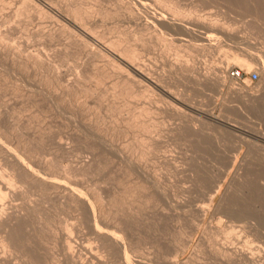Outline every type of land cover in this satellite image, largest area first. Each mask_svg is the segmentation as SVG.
I'll return each instance as SVG.
<instances>
[{
    "label": "rangeland",
    "instance_id": "rangeland-1",
    "mask_svg": "<svg viewBox=\"0 0 264 264\" xmlns=\"http://www.w3.org/2000/svg\"><path fill=\"white\" fill-rule=\"evenodd\" d=\"M1 1L0 48L5 54L0 52V164L10 171L3 165L9 157L29 171L32 165L30 173L36 182L18 185L23 188L25 184L29 198L40 207L32 225L23 229L29 235L22 231L21 238L26 237L18 251L13 250L11 264H39L26 243L33 225L42 238L43 253L62 249L57 236L62 233L59 228L67 225L80 230H74V238L93 248L105 264H174L175 260H188L186 264L246 263L224 255L226 248L251 249L259 264H264V0H166L180 10L176 18L172 6L164 7L166 4L155 0H138L137 4L128 0H53L63 8L81 1L82 8L96 17L95 29L103 31L107 25L110 38H123L122 47L137 50V62L157 82L139 77L131 80L112 57L95 56L94 46L76 45L73 29L45 8L41 11L37 2ZM129 7L135 8L137 17ZM166 16L184 21L175 20L177 25L171 26L161 22ZM206 21L219 23L218 27L232 35L209 30L203 26ZM8 25H14L16 32L7 36L3 31ZM48 30H54V37ZM10 49H16V55ZM94 56L98 58L93 60ZM249 58L256 59L251 69L242 66ZM181 64L195 69L184 71V75L177 67ZM94 66L105 73L94 72ZM236 68L243 73L240 79L232 75ZM252 71L259 72L257 81H251ZM77 78L84 81L85 96L76 91L77 95L71 91L60 100L48 95L61 93ZM96 90L104 92L98 95ZM242 92L261 100L251 102L249 95L242 98ZM91 95H96L97 103ZM74 96L93 100L87 102L86 115L80 116L72 105ZM84 159L92 160L91 169L73 172V166ZM46 161L56 171L52 175L42 168ZM95 192L94 196H103L95 200L99 215L92 214L88 206L81 210L71 199L77 198L78 204V198ZM15 199V203L22 202ZM43 261L40 259V264Z\"/></svg>",
    "mask_w": 264,
    "mask_h": 264
},
{
    "label": "bare ground",
    "instance_id": "bare-ground-1",
    "mask_svg": "<svg viewBox=\"0 0 264 264\" xmlns=\"http://www.w3.org/2000/svg\"><path fill=\"white\" fill-rule=\"evenodd\" d=\"M8 1V0H7ZM12 1H14V0H12ZM25 3H28V1L26 0H23ZM34 2H35V4H36V2L38 3L37 5L39 6V5H41L40 7V10L42 11L44 8L46 9V11H48V12H50V14L52 13L53 15H55L58 19H60L63 23H64V26H69V27H71L72 29H73V33L75 34H73V36H74V40H75V43H76V45H79V46H85V47H87V46H94L93 48H94V50H92V52H94V55L96 54V55H100L99 57H101V56H110V57H112L113 58V60H114V62H115V60L116 61H118V68L120 69H123L124 71H125V73H128V75H127V77H131L130 79L131 80H136V77H139L140 78V80H141V78H145V79H147V80H149L150 82H157L156 81V79H155V77L151 74V73H149L148 71H146L145 69V71L143 70V68H142V66H140V64H139V61L137 62V60H136V52H137V50H136V52H135V50H133L132 48H131V50H129L128 48H124V46L122 47V45H121V40L123 39H121V40H119V39H116V38H114V37H112V38H110L111 36H109V35H107V25H106V29H104L103 31H101V30H96L95 29V27L94 26H97L96 25V22L97 21H95V18H93V16H94V14L91 12V11H87V10H84L82 7H83V3H80V2H78L76 5H72V7H71V5L69 6L68 4H67V6H66V8H63V6H60V7H57V5L55 6L54 4H55V2L53 3V0H33ZM66 1V0H65ZM102 1V0H101ZM130 1V3L131 2H133L132 4H137L139 1L138 0H128V2ZM138 1V2H137ZM146 1H148V0H146ZM156 2H158V4L159 3H162L163 5L164 4H166V6H164V7H169L168 5H170V6H172V8H174L173 6H175V5H171V4H169L166 0H155ZM166 1V2H165ZM0 2H2L1 0H0ZM4 2H5V0H4ZM3 2V3H4ZM15 2V1H14ZM23 2V3H24ZM75 2H77V1H75ZM74 2V3H75ZM121 2V1H120ZM151 2V1H150ZM174 2V1H173ZM2 3V4H3ZM9 3H11V2H9ZM9 3H6L7 5H9ZM13 3V2H12ZM21 3V2H20ZM22 3V4H23ZM24 3V4H25ZM29 3H31L30 5H33L32 4V2L29 0ZM57 3H58V1H57ZM102 3V2H101ZM141 3V2H140ZM154 3V2H153ZM1 4V3H0ZM23 4V5H24ZM66 4V3H65ZM174 4V3H173ZM178 4V3H177ZM4 5V4H3ZM7 5H4V6H7ZM28 5V4H27ZM30 5H28V6H30ZM59 5V4H58ZM143 5V4H142ZM149 5V4H148ZM155 5V4H154ZM1 6V5H0ZM4 6H2L3 7V9H5V8H7V7H5L4 8ZM35 6V5H34ZM94 6V5H93ZM144 6V5H143ZM157 6V5H156ZM159 6V5H158ZM157 6V7H158ZM178 7H180L179 5H177ZM237 6V5H236ZM23 7H26V4L23 6ZM22 7V8H23ZM31 7H33V6H31ZM30 7V8H31ZM36 7V9H37V6H35ZM65 7V6H64ZM74 7V8H73ZM133 7H134V5H133ZM154 7V6H153ZM156 7V8H157ZM1 8V7H0ZM21 8V9H22ZM29 8V7H28ZM28 8H27V11H28ZM128 8V7H127ZM130 8V7H129ZM162 8V7H161ZM171 8V10H173V13H174V16H175V18H176V15H178L179 13H181L180 12V10L179 9H176V8H174V9H172ZM234 8V7H233ZM13 9V8H12ZM12 9H10V11L12 10ZM34 9V8H33ZM32 9V10H33ZM45 9H44V11H45ZM89 9V8H88ZM96 9V8H95ZM94 9V11H98L97 9L95 10ZM135 9V8H134ZM132 7L129 9L130 10V12L133 14V16L135 15V12L133 11L134 10ZM19 10H20V8H19ZM24 10H25V8H24ZM90 10V9H89ZM138 10V9H137ZM159 10H160V7H159ZM162 10V9H161ZM29 11H31V9L29 10ZM37 11V10H36ZM36 11H35V13H36ZM71 11V12H70ZM163 11V10H162ZM170 11V10H169ZM2 12V11H1ZM5 12V11H4ZM24 11L22 10V13H23ZM32 12V11H31ZM138 12V11H137ZM136 12V13H137ZM165 12V11H164ZM167 12V11H166ZM226 12V11H225ZM25 13H27V12H25ZM29 14H30V12H28ZM27 13V14H28ZM33 13V12H32ZM31 13V14H32ZM38 13V12H37ZM39 13H40V11H39ZM43 13V12H42ZM41 13V14H42ZM171 13V12H170ZM173 13H171V14H173ZM184 13V12H183ZM18 14V13H17ZM44 14H46V12H44ZM43 14V15H44ZM50 14H48V16L50 15ZM51 14V15H52ZM139 14V13H138ZM7 15H8V13H7ZM7 15H6V17H7ZM39 15V14H38ZM37 15V16H38ZM159 15V14H158ZM179 15H181V14H179ZM187 15V14H186ZM243 15V14H242ZM55 16H53V17H55ZM132 16V17H133ZM136 16V15H135ZM134 16V17H135ZM139 16V15H138ZM162 16H163V14H162ZM165 16V15H164ZM0 17H2V16H0ZM11 17V16H10ZM39 17V16H38ZM133 17V18H134ZM137 17V16H136ZM177 17H180V16H177ZM188 17V16H187ZM40 18H42V17H40ZM101 18V17H100ZM99 18V19H100ZM161 18V17H160ZM198 18H200V17H198ZM196 19V20H199V19ZM17 19V18H16ZM46 19V18H45ZM53 19V18H52ZM202 19V18H201ZM206 19V18H205ZM6 20V19H5ZM12 20V19H11ZM40 20V19H39ZM101 20V19H100ZM104 20V19H103ZM105 20H107V19H105ZM133 20V19H132ZM159 20H161V19H159ZM180 21L181 23H182V21H184V20H177V19H174V17H173V19L172 18H170L169 16L167 17H165V19L164 18H162V21L161 22H164V23H166V24H168V25H171V26H176L175 25V23H176V21ZM254 20H256V19H254ZM59 21V20H58ZM188 21V20H187ZM186 21V22H187ZM190 22H191V20H189ZM193 22L195 21V20H192ZM258 21V20H257ZM186 22H184L183 24H185ZM190 22H187V23H190ZM202 22H205V20L204 21H201V23ZM207 22V21H206ZM214 22V21H213ZM29 23V22H28ZM60 23V22H59ZM104 23V25H105V22H103ZM103 23H102V25H103ZM196 23H198V21L196 22ZM195 23V24H196ZM215 23V22H214ZM214 23H211V22H207V23H203V26H205L206 28H208L209 30L211 29L212 31L213 30H216V31H221L222 30V32L223 33H225V34H227V35H232V33H230L229 31H226V30H228V29H226L225 27V29L223 28H221V27H218L217 25L219 24L218 22V24L216 25V24H214ZM255 23V22H254ZM257 23V22H256ZM9 24V23H8ZM41 24H43V21H41ZM49 24V23H48ZM47 24V25H48ZM107 24V23H106ZM161 24V23H160ZM178 24H180V23H178ZM190 24H192L193 25V23L191 22ZM194 24V25H195ZM199 24H200V20H199ZM54 25V24H53ZM59 25V24H58ZM63 25V24H62ZM162 25V24H161ZM264 25V24H263ZM50 26V25H49ZM179 26V25H178ZM177 26V27H178ZM188 26V25H187ZM197 26H198V24H197ZM14 27V25H12V27H9V25H8V28L6 27H4L5 29H4V31L3 32H5V33H7V36H8V34L10 33L11 34V32L13 33V31L16 29V27L15 28H13ZM48 27V26H47ZM52 27V26H51ZM55 27V26H54ZM58 27V26H57ZM165 27V26H164ZM183 27V26H182ZM193 27H195V26H192L191 27V29L193 28ZM204 27V28H205ZM259 27V26H258ZM59 28V27H58ZM190 28V27H189ZM260 28V27H259ZM262 28V27H261ZM46 29H49V28H46ZM50 29H52V28H50ZM56 29V28H55ZM54 29V30H55ZM180 29V28H179ZM190 29V30H191ZM194 29H196V27L194 28ZM203 29V28H202ZM44 30V29H43ZM53 30V31H54ZM57 30H59V29H57ZM57 30H55V32H57ZM61 30V29H60ZM69 30V29H68ZM201 30V29H200ZM53 31H49L48 30V33L47 34H52V37H54L53 36ZM71 31V30H70ZM180 31V30H179ZM186 31V30H185ZM194 31V30H193ZM199 31V30H198ZM202 31H204V30H202ZM202 31H200V32H202ZM231 31V30H230ZM16 31H14V33H15ZM45 31H43V33H44ZM52 32V33H51ZM54 32V33H55ZM232 32V31H231ZM46 33V32H45ZM215 33V32H214ZM3 34V33H2ZM37 34V33H36ZM60 34V33H59ZM59 34H57V35H59ZM45 35V34H44ZM63 35V34H62ZM61 35V36H62ZM224 35V34H223ZM43 36V35H42ZM46 36V35H45ZM2 37V36H1ZM46 38H48V36L46 37ZM50 38V37H49ZM48 38V39H49ZM124 42V41H123ZM2 44V43H1ZM71 44V43H70ZM123 44V43H122ZM6 45V44H5ZM9 46V45H8ZM22 46V45H21ZM128 46V45H127ZM127 46H125V47H127ZM5 47V46H4ZM2 48V47H1ZM0 48V49H1ZM8 48V47H7ZM6 48V49H7ZM130 48V47H129ZM136 48V47H135ZM3 49V48H2ZM0 50V52L1 53H4L5 54V50ZM13 49V48H12ZM19 49V48H18ZM71 49V48H70ZM78 49V48H77ZM81 49V48H80ZM88 49V48H87ZM11 50V49H10ZM8 51V52H11V51H13V53H14V50H16V49H14V50H11V51ZM85 51H86V49H84ZM89 50H90V47H89ZM139 50V49H138ZM20 51V50H19ZM24 51V50H23ZM17 51H15V53H16ZM22 52V51H21ZM21 52H19V53H21ZM89 52H91V51H89ZM0 53V54H1ZM12 53V52H11ZM12 53V54H13ZM13 54V56L14 55H16V54ZM18 53V55L19 56H21L20 54ZM86 53H87V51H86ZM3 54V55H4ZM10 54V53H9ZM11 54V55H12ZM90 54V53H89ZM92 55V54H91ZM90 55V56H91ZM95 55V56H96ZM138 55H140L139 54V52H138ZM234 55V54H233ZM6 56H8V55H6ZM10 56V55H9ZM8 56V57H9ZM19 56H18V58H19ZM94 56V58H93V60L95 59V58H98V57H95ZM249 56V55H248ZM36 57V56H35ZM140 57V56H139ZM239 56H237V58H238ZM11 58V60H12V58H14V57H10ZM16 58V57H15ZM21 58H22V56H21ZM20 58V59H21ZM106 58V57H105ZM236 57H235V59H237ZM257 58V57H256ZM23 59V58H22ZM21 59V60H22ZM100 59V58H99ZM239 59V58H238ZM246 59V58H245ZM244 59V60H245ZM16 60H17V58H16ZM24 60V59H23ZM37 60V59H36ZM103 60V59H102ZM256 59L255 58H249V60H246V62L244 61V65H242V66H244V67H246L247 66V69H251L252 68V66H253V63H254V61H255ZM258 60V59H257ZM260 60V59H259ZM43 61V60H42ZM83 61V60H82ZM188 61V60H187ZM239 61V60H238ZM13 62V61H12ZM18 62V61H17ZM47 62V61H46ZM95 62V61H94ZM97 62V61H96ZM177 62V61H176ZM31 63V62H30ZM43 63V62H42ZM103 63V62H102ZM115 63H117V62H115ZM9 64V63H8ZM20 64H21V62H20ZM27 64V63H26ZM106 64H107V62H106ZM246 64V65H245ZM42 65V64H41ZM100 65V64H99ZM99 65H97V66H99ZM181 65H183V66H181ZM180 66L179 65H177V67L183 72V74H184V71H191V70H194L195 68H191V67H188V66H184V64H181ZM185 65H187V64H185ZM189 65V64H188ZM46 66V65H45ZM47 66H49V65H47ZM96 66V67H97ZM105 65L103 64L102 65V68H106V66L104 67ZM145 66V65H144ZM192 66V65H191ZM24 67V66H23ZM50 67V66H49ZM95 67V66H94ZM95 67V68H96ZM86 68V67H85ZM99 68V67H98ZM176 68V67H175ZM177 68V69H178ZM230 68V66L228 67V68H226V72L228 71V70H230L229 69ZM47 69V68H46ZM88 69H90V68H88ZM100 69H101V67H100ZM107 69V68H106ZM105 69V70H106ZM120 69V70H121ZM95 70L96 71H99V72H102V73H105V72H103V70L102 71H100V70H97V68L96 69H94V72H95ZM173 70H175V69H173ZM40 71V70H39ZM178 71V73H180L179 72V70H177ZM196 71V70H195ZM208 71V70H207ZM211 71V70H210ZM53 72V71H52ZM120 72H122V71H120ZM198 72V71H197ZM197 72H196V74H197ZM211 72H213V71H211ZM225 72V71H224ZM38 73V72H37ZM96 73H98V72H96ZM192 73H194V72H192ZM200 73V72H199ZM209 73V72H208ZM219 73V72H218ZM223 73V72H222ZM43 74V73H42ZM63 74V73H62ZM173 74V73H172ZM171 74V75H172ZM195 74V73H194ZM193 74V75H194ZM195 74V75H196ZM210 74H212V73H210ZM221 74V73H220ZM36 75V74H35ZM96 75H98V74H96ZM104 75V74H103ZM103 75H100L101 77L103 76ZM106 75V74H105ZM180 75V74H179ZM182 75V74H181ZM185 75V74H184ZM187 75H189V74H187ZM192 75V74H191ZM204 74H202V76H203ZM226 75H227V73H226ZM27 76V75H26ZM120 76V75H119ZM126 76V75H125ZM198 76H200L199 74H198ZM205 76H209V75H207L206 73H205ZM60 77H62V76H60ZM77 77V76H76ZM80 77V76H79ZM134 77V78H133ZM185 77V76H184ZM189 77V76H188ZM201 77V76H200ZM123 78V77H122ZM139 78H137V79H139ZM190 78V77H189ZM196 78V77H195ZM203 78V77H202ZM201 78V79H202ZM224 78V77H223ZM124 79H126V78H124ZM124 79L123 80H121L122 82H124ZM130 79H128L129 81H130ZM191 79V78H190ZM193 79H194V77H193ZM205 79V78H204ZM211 79V78H210ZM214 79V78H213ZM46 80V79H45ZM72 80V79H71ZM82 80V79H81ZM81 80H80V78L78 79H76V81L74 82V83H70V84H68L67 85V87H65V89L61 92V93H55V95L54 94H52V92H50V94H48L49 96H51L52 98H54V99H64V97L67 95V94H69V93H71V91L74 93V95L77 93L78 95L79 94H81V93H83V88H84V86L82 85V82H81ZM196 80V79H195ZM199 80V79H198ZM198 80H196L197 82H198ZM209 80V79H208ZM53 81V80H52ZM83 81V80H82ZM117 81V80H116ZM195 81V82H196ZM210 81V80H209ZM208 81V82H209ZM36 82V81H35ZM38 82V81H37ZM36 82V83H37ZM66 82V81H65ZM84 82V81H83ZM99 82V81H98ZM126 82H128L127 81V79H126ZM125 82V83H126ZM131 82V81H130ZM200 82V81H199ZM205 82V81H204ZM119 83V82H118ZM129 83V82H128ZM134 83H136V82H134ZM236 83V82H235ZM120 84V83H119ZM200 84V83H199ZM202 84H204L203 83V81H202ZM49 85V84H48ZM93 85V84H92ZM92 85H91V88H92ZM90 86V85H89ZM94 86V85H93ZM138 86V85H137ZM97 87V86H96ZM234 87V86H233ZM15 88V87H14ZM49 88V87H48ZM88 89H89V87H87ZM87 88H85L86 90H88ZM90 88V92H91V89ZM95 88V87H94ZM105 88H106V86H105ZM104 88V89H105ZM124 88V87H123ZM236 88V87H235ZM99 89H101V88H99ZM103 89V90H104ZM133 89V88H132ZM135 89V88H134ZM237 89H239V88H237ZM240 89H242V88H240ZM98 90V89H97ZM97 90H96V92H97ZM102 90V91H103ZM234 90V89H233ZM44 91V90H43ZM54 91V90H53ZM75 91H76V93H75ZM102 91H100L101 93H102ZM105 91V90H104ZM103 91V92H104ZM106 91H107V88H106ZM169 91V90H168ZM240 91V90H239ZM242 91V90H241ZM31 92V91H30ZM36 92V91H35ZM88 92H89V90H88ZM108 92V91H107ZM106 92V93H107ZM133 92V91H132ZM142 92V91H141ZM235 92H237V91H235ZM72 93V94H73ZM95 94V92L94 91H92L91 92V94ZM98 93V95L99 94H101V93H99V91L97 92ZM96 93V94H97ZM243 93V92H242ZM246 93V92H245ZM249 93V92H248ZM71 94V95H72ZM76 94V95H77ZM84 94V93H83ZM103 94V93H102ZM105 94V93H104ZM134 94H135V91H134ZM131 95H133V94H131ZM136 95H137V93H136ZM135 95V96H136ZM241 95V94H240ZM243 95H245L244 97H243ZM246 95H249V98L248 99H250V101L252 102V101H255L256 99H259V98H256L255 96H253V95H251L250 96V94H242L241 96H242V98H246L247 99V97L248 96H246ZM82 96V95H81ZM80 96V98H82L83 96H85V94L81 97ZM91 96H93V100H94V96H96V95H91ZM102 96V95H101ZM104 96V95H103ZM134 96V95H133ZM175 96V95H174ZM1 97V96H0ZM76 96H74V98H75ZM87 97V96H86ZM90 97V96H89ZM89 97H87V98H89ZM15 98V97H14ZM67 98V97H66ZM71 98H73V97H71ZM73 98V99H74ZM79 97L77 98L76 97V99L75 100H73L72 101V99H71V101L72 102H74L73 104L72 103H70V105L72 104V105H74L76 108V111L80 114V116H82L83 114H85L86 113V106H87V102L89 101L87 98H86V100H82V99H80ZM91 98V97H90ZM96 98V97H95ZM98 99L97 100H99V96L97 97ZM101 98V97H100ZM105 98V97H104ZM178 98V97H177ZM91 99V101H89V103L91 102V104H92V102H93V100ZM44 100V99H43ZM46 100V99H45ZM66 100H68V99H66ZM261 100V99H260ZM260 100H256L257 102L259 101L260 102ZM263 100H264V98H263ZM70 101V100H69ZM105 101V100H104ZM246 101V100H245ZM34 102V101H33ZM39 102V101H38ZM57 102V101H56ZM94 102H96V99L94 100ZM88 103V104H89ZM97 103V102H96ZM44 104V103H43ZM53 104V103H52ZM64 104V103H63ZM103 104H105V103H103ZM142 106V105H141ZM149 106V105H148ZM102 107V106H101ZM38 108V107H37ZM55 108V107H54ZM70 108V107H69ZM104 108V107H103ZM109 108V107H108ZM116 108V107H115ZM146 108V107H145ZM144 108V109H145ZM102 109V108H101ZM105 109V108H104ZM149 109V108H148ZM147 109V110H148ZM58 110H59V108H58ZM143 110V109H142ZM65 111V110H64ZM139 112V111H138ZM143 112H144V110H143ZM119 113V112H118ZM6 114V113H5ZM13 114V113H12ZM140 114V113H139ZM86 115V114H85ZM29 116V115H28ZM60 116V115H59ZM63 116V115H62ZM135 116V115H134ZM137 116V118L139 117V116H141V115H136ZM91 117V116H90ZM93 117V116H92ZM218 117V116H217ZM54 118V117H53ZM57 118V117H56ZM135 118V117H134ZM216 118V117H215ZM219 118V117H218ZM3 119V118H2ZM67 119V118H66ZM0 120H1V118H0ZM82 120V119H81ZM132 120V119H131ZM206 120V119H205ZM214 120H217L218 121V119H214ZM91 121V120H90ZM137 121V120H136ZM139 121V120H138ZM53 122V121H52ZM134 122V121H133ZM150 122V121H149ZM4 123V122H3ZM55 123V122H54ZM137 123V122H136ZM197 123V122H196ZM31 124V123H30ZM39 124V123H38ZM57 124V123H56ZM58 124H59V122H58ZM217 124V123H216ZM94 125V124H93ZM128 125V124H127ZM141 125V124H140ZM6 126V125H5ZM41 126V125H40ZM61 126V125H60ZM142 126H143V124H142ZM145 126L147 127V124H145ZM9 127V126H8ZM12 127H14V126H12ZM11 127V128H12ZM51 127V126H50ZM2 128V127H1ZM6 129V128H5ZM27 129V128H26ZM130 129V128H129ZM3 130V129H2ZM8 130V129H7ZM90 130V129H89ZM134 130V129H133ZM14 131V130H13ZM36 131V130H35ZM42 131V130H41ZM44 131V130H43ZM46 131V130H45ZM73 131V130H72ZM5 132V131H4ZM3 132V133H4ZM28 132V131H27ZM32 133V132H31ZM49 133V132H48ZM55 133V132H54ZM57 133V132H56ZM10 134V133H9ZM75 134V133H74ZM89 134H90V132H89ZM94 134V133H93ZM141 134V133H140ZM25 135H26V133H25ZM45 135V134H44ZM61 135V134H60ZM100 135V134H99ZM131 135V134H130ZM3 136V135H2ZM7 136V135H6ZM11 136V135H10ZM19 136V135H18ZM37 136V135H36ZM57 136V135H56ZM136 136V135H135ZM14 137V136H13ZM16 137V136H15ZM20 137V136H19ZM77 137V136H76ZM102 137V136H101ZM152 137V136H151ZM153 138V137H152ZM5 139V138H4ZM13 139V138H12ZM16 139V138H15ZM14 139V140H15ZM18 139V138H17ZM79 139V138H78ZM104 139V138H103ZM33 140V139H32ZM37 140V139H36ZM99 140V139H98ZM8 141V140H7ZM23 141V140H22ZM38 141V140H37ZM41 141V140H40ZM53 141V140H52ZM56 141V140H55ZM9 142V141H8ZM17 142H19L18 140H17ZM47 142V141H46ZM51 142V141H50ZM59 142V141H58ZM81 142V141H80ZM89 142V141H88ZM92 142V141H91ZM11 143V142H10ZM43 143H45V142H43ZM61 143V142H60ZM85 143V142H84ZM83 143V144H84ZM8 144V143H7ZM21 144V143H20ZM35 144V143H34ZM106 144V143H105ZM44 145V144H43ZM96 145V144H95ZM99 145V144H98ZM1 146V145H0ZM11 146V145H10ZM21 146V145H20ZM27 146V145H26ZM60 147H62L63 149L64 148H67L65 145H59ZM146 146V145H145ZM28 147V146H27ZM51 147V146H50ZM5 148H6V146H5ZM5 148H3V150L5 149ZM41 148V147H40ZM61 148V149H62ZM148 148V147H147ZM158 148V147H157ZM8 149V148H7ZM20 149V148H19ZM29 149V148H28ZM89 149H92V148H89ZM98 149H99V146H98ZM106 149H107V147H106ZM109 149V148H108ZM136 149V148H135ZM23 150V149H22ZM26 150V149H25ZM25 150H23V151H25ZM68 150V149H67ZM156 150V149H155ZM0 151H1V149H0ZM7 151H9V150H7ZM29 151V150H28ZM43 151V150H42ZM152 151H153V149H152ZM3 152V151H2ZM20 152V151H19ZM51 152V151H50ZM95 152V151H94ZM103 152V151H102ZM107 152V151H106ZM26 153V152H25ZM105 153V152H104ZM146 153V152H145ZM7 154V153H6ZM3 155V154H2ZM10 155V154H9ZM12 155V154H11ZM18 155V154H17ZM24 155V154H23ZM146 155V154H145ZM25 157V156H24ZM29 157V156H28ZM34 157V156H33ZM2 158V157H1ZM3 158H4V156H3ZM2 158V159H3ZM8 158V159H7ZM26 158V157H25ZM38 158V157H37ZM35 159V158H34ZM41 159H42V157H41ZM90 159V158H89ZM89 159H84V161L81 163V165H78V166H73V172H77V171H79V172H85V171H87V170H89V169H91L90 168V166H91V161L89 160ZM4 160V159H3ZM9 160H11V159H9V157H5V163H3V165L5 164L7 167H10V171H8L9 170V168H8V170H6V169H4V168H2L1 167V164H0V233H2L3 234V238H2V243H1V245H0V264H11L12 263V260H13V250H15V249H17V251H18V247H20V245H21V241H23V238H25L24 236H23V238H21V233H22V231H23V229H26V227H28V225H29V223L31 224V220L33 221V218H36L35 217V214H36V210H38L39 208H38V203L37 202H35L34 200H31L30 198H29V193H28V191H27V189L26 188H24V185H23V188L21 187V185L19 186L18 185V183H26V184H28V183H34V182H36V179L35 178H33V175L31 174L32 172H31V167H32V165L30 164V171L28 170L29 168H27L26 169V167L25 168H22V167H19L18 166V164H16V162L15 161H9ZM14 160V159H13ZM33 160V159H32ZM40 160V159H39ZM43 160V159H42ZM1 161V160H0ZM30 161V160H29ZM50 161V160H49ZM52 161H54V160H52ZM13 162V163H12ZM15 162V163H14ZM51 162V161H50ZM48 163L47 161L42 165V168L45 170V174L47 173V174H50V175H52V173L54 172H56V171H53V168H52V165H50L51 163ZM95 162V161H94ZM20 164V163H19ZM29 164V163H28ZM57 164V163H56ZM59 164V163H58ZM2 165V166H3ZM21 165H22V163H21ZM27 165V164H26ZM25 166V165H24ZM29 167V166H28ZM37 167V166H36ZM72 167V166H71ZM39 169V168H38ZM42 169V170H43ZM55 169V168H54ZM68 169V168H67ZM43 170V171H44ZM71 170V169H70ZM68 171V170H67ZM31 172V173H30ZM72 172V173H73ZM36 173V172H35ZM60 173V172H59ZM62 173V172H61ZM78 173V172H77ZM65 174V173H64ZM34 175H37V174H34ZM77 175V174H76ZM69 177V176H68ZM43 178V177H42ZM72 179V178H71ZM67 181H69V179L67 180ZM78 182V181H77ZM76 182V183H77ZM46 184L48 183V182H45ZM54 182H50V187H54V184H53ZM71 183V181H69V184ZM71 184H73V183H71ZM81 184V183H80ZM32 185V184H31ZM34 185V184H33ZM42 185V184H41ZM48 185H49V183H48ZM77 185V184H76ZM82 185V184H81ZM29 186H30V184H29ZM26 187H27V185H26ZM44 188V187H43ZM29 189V188H28ZM35 189V188H34ZM40 189H41V187H40ZM44 191V190H43ZM32 193V192H31ZM49 193V192H48ZM47 193V194H48ZM78 193V192H77ZM90 193V192H89ZM40 194V193H39ZM96 194V192L94 193V194H88V195H83L84 197H80V198H78V204H77V198L75 199L74 197H71V199H72V201H75L76 200V206H78L81 210H83L84 208H86L87 206L91 209V211H92V214L93 213H95V214H97L98 213V215H99V213H100V208L95 204V200H97L98 201V198L96 197V196H100L98 193V195H96V196H94ZM126 194V193H125ZM78 195V194H77ZM50 196H51V194H50ZM102 196V195H101ZM100 196V197H101ZM69 197V198H70ZM76 197V196H75ZM103 197V196H102ZM129 197V196H128ZM20 199L21 198V200H22V202L20 203V204H18L17 202L15 203L14 202V199ZM120 198H121V196H120ZM15 199V200H16ZM41 199V198H40ZM45 199V198H44ZM43 199V200H44ZM68 200V199H67ZM121 200V199H120ZM119 200V201H120ZM122 202H123V200H121ZM120 201V202H121ZM102 202V201H101ZM113 202H114V200H113ZM75 203V202H74ZM114 204H116V203H114ZM125 204V203H124ZM44 205V204H43ZM72 206V205H71ZM77 207V208H78ZM76 209V208H75ZM77 211H78V209H76ZM87 210V209H86ZM84 211V210H83ZM103 211V210H102ZM82 212V211H81ZM86 212H84V214H85ZM42 215V214H41ZM83 215V214H82ZM45 216V215H44ZM84 217H85V215H83ZM96 216V215H95ZM41 217V216H40ZM39 217V218H40ZM54 217V216H53ZM81 217V216H80ZM46 218V217H45ZM42 219V218H41ZM40 219V220H41ZM46 219H48V218H46ZM98 219H99V216H98ZM39 220V219H38ZM49 220V219H48ZM81 220V219H80ZM83 220V219H82ZM42 221V220H41ZM36 222V221H35ZM46 222V221H45ZM54 222H52V224H53ZM82 223V222H81ZM84 223V222H83ZM35 224V223H34ZM42 224H43V221H42ZM47 224H49V223H47ZM55 224V223H54ZM79 224V223H78ZM32 225V224H31ZM83 225V224H82ZM47 226H49V225H47ZM62 226V225H61ZM40 227H42V225L40 226ZM55 227V226H54ZM58 227V226H57ZM30 228H32V226L30 227ZM38 228H39V226H38ZM43 228V227H42ZM45 228V227H44ZM52 228V227H51ZM60 229H62V233L60 234V235H58L57 236V242H59V243H61V250H62V252H60V251H55L54 249L53 250H49L48 252L46 251V252H44L43 253V251H41V250H43V249H45L41 244H43V243H41V239L42 238H40V235H39V231H37L38 229H37V226L36 225H33V230H29L30 232V236H28V242H26L25 240H27V239H24V241L28 244V246H30V249L32 250V252H33V255H32V253L30 254V255H32L34 258H35V260L40 264V259H41V262H42V260H44L43 261V263L44 264H59L60 262L62 263V264H105V261L103 260V258L97 253V252H95V251H93V248H90V247H88L87 245H82V242L81 243H79L78 241H77V237L76 238H74V230H77V232L79 233V229L77 228V229H75V227L72 229V228H70V227H68L67 225L64 227V229H63V227L62 228H59V230ZM42 230V229H41ZM50 230V229H49ZM53 230H55V229H53ZM52 229H51V231H53ZM58 230V231H59ZM28 231V230H27ZM56 231V230H55ZM57 231V232H58ZM48 232H50V231H48ZM60 232H61V230H60ZM23 233H25L24 231H23ZM28 233V232H27ZM43 233H44V230H43ZM46 233V232H45ZM52 233H54L53 235H56L55 234V232H52ZM1 234V235H2ZM26 234V233H25ZM42 234V233H41ZM47 234V233H46ZM51 234V233H50ZM81 234V233H80ZM102 234V233H101ZM122 234V233H121ZM23 235V234H22ZM26 235H29V234H26ZM103 235V234H102ZM48 236V235H47ZM50 236V235H49ZM77 236H79V235H77ZM81 236V235H80ZM44 237V236H43ZM103 237H104V235H103ZM45 238V237H44ZM56 237L54 236V239H55ZM79 238V237H78ZM107 238H109V236H107ZM114 238V237H113ZM75 239H76V241H75ZM105 239V238H104ZM100 240H101V238H100ZM108 240V239H107ZM53 241V240H52ZM73 241L74 242H78V245L76 244H73ZM111 241V240H110ZM48 242V241H47ZM51 242V241H50ZM55 243H56V239H55V241H54ZM104 242V241H103ZM26 243H24V245L26 244ZM59 243H56V245L57 244H59ZM23 244V243H22ZM105 244V243H104ZM109 244V243H108ZM112 244V243H111ZM22 247V246H21ZM24 247V246H23ZM43 247V248H42ZM49 247V246H48ZM56 247V246H55ZM225 247V246H224ZM223 247V248H224ZM231 247V246H230ZM25 248H27V245L25 246ZM42 248V249H41ZM47 248V247H46ZM226 248V247H225ZM20 249V248H19ZM29 249V252L31 251ZM56 249H57V247H56ZM109 249V248H108ZM112 249V248H111ZM238 248H236V250H235V248H233V249H231V248H226L223 252H224V255L225 254H230L229 256H231V255H233L235 258H237L238 260H241V261H243V262H241L240 261V263H244V261L246 262V263H248V264H259V262H258V260H259V257L256 255V252H254V251H252L251 249H247L246 248V250H244V249H238ZM25 250V249H24ZM27 250V249H26ZM28 251V250H27ZM16 253V252H15ZM28 254V253H27ZM29 255V254H28ZM59 255L61 256V257H59ZM17 256V255H16ZM31 257V256H30ZM32 257V258H33ZM29 258V257H28ZM234 258V259H235ZM31 259V258H30ZM237 259H236V261H237ZM33 260V259H32ZM34 261V260H33ZM186 261H188V260H186ZM186 261H184V262H186ZM183 261L182 262H179V261H174V264H186V263H184ZM27 263V262H26ZM32 263V262H31ZM60 263V264H61ZM245 263V264H246ZM30 264V263H29ZM42 264V263H41Z\"/></svg>",
    "mask_w": 264,
    "mask_h": 264
},
{
    "label": "built area",
    "instance_id": "built-area-1",
    "mask_svg": "<svg viewBox=\"0 0 264 264\" xmlns=\"http://www.w3.org/2000/svg\"><path fill=\"white\" fill-rule=\"evenodd\" d=\"M232 75L239 79L243 77L242 71L237 68L232 70ZM250 79L251 81H257L259 79V72L257 71L250 72Z\"/></svg>",
    "mask_w": 264,
    "mask_h": 264
}]
</instances>
